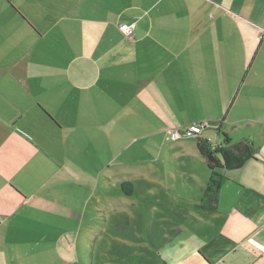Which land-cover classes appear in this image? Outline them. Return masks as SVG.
Instances as JSON below:
<instances>
[{"label":"crops","instance_id":"0c3cea01","mask_svg":"<svg viewBox=\"0 0 264 264\" xmlns=\"http://www.w3.org/2000/svg\"><path fill=\"white\" fill-rule=\"evenodd\" d=\"M190 129L252 153L211 214L196 210L210 176L197 139L168 143ZM62 146L71 164L107 162L106 198L149 186L146 240L157 223L173 233L154 264H264V0H0V251L9 199L28 203L36 160Z\"/></svg>","mask_w":264,"mask_h":264},{"label":"rangeland","instance_id":"374dc122","mask_svg":"<svg viewBox=\"0 0 264 264\" xmlns=\"http://www.w3.org/2000/svg\"><path fill=\"white\" fill-rule=\"evenodd\" d=\"M168 141L176 143L180 139L172 140L170 136ZM54 153L52 161L42 155L36 160L39 182L28 203L9 199V207H17L18 215L10 217L14 223L0 251L5 264L156 263L149 247L161 245L163 238L172 240L173 233L168 225L157 223L161 238L154 241L158 244L146 240L142 218L146 219L156 202L149 194V186L137 185L138 194L129 199L106 198L102 194L103 182L96 174L106 170L107 162L103 168L78 160L71 164L70 152L63 146ZM150 154L146 153V159ZM126 219L137 223L127 225Z\"/></svg>","mask_w":264,"mask_h":264},{"label":"trees","instance_id":"16d2710c","mask_svg":"<svg viewBox=\"0 0 264 264\" xmlns=\"http://www.w3.org/2000/svg\"><path fill=\"white\" fill-rule=\"evenodd\" d=\"M197 139V147L205 159L210 171L209 182L204 190L201 203L196 206V210L203 214H211L217 211V204L222 181L225 173L240 170L251 158L252 153H237L230 148H214L208 140H203L199 135L194 136ZM224 140L229 138L224 135ZM121 192L126 196H132L134 189L131 184L123 183Z\"/></svg>","mask_w":264,"mask_h":264},{"label":"built area","instance_id":"2783aa9c","mask_svg":"<svg viewBox=\"0 0 264 264\" xmlns=\"http://www.w3.org/2000/svg\"><path fill=\"white\" fill-rule=\"evenodd\" d=\"M120 30L127 37H132L134 34V30H135V24H132V25L122 24V25H120ZM170 136H171L172 140H179V139H182L183 137H194L195 132H194V129H190V130L186 131L185 134H181L179 131L175 130V131L170 132Z\"/></svg>","mask_w":264,"mask_h":264}]
</instances>
